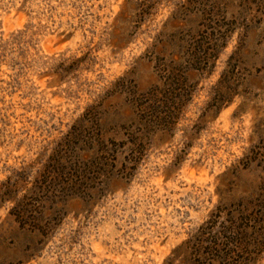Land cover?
<instances>
[{
    "label": "rangeland",
    "instance_id": "rangeland-1",
    "mask_svg": "<svg viewBox=\"0 0 264 264\" xmlns=\"http://www.w3.org/2000/svg\"><path fill=\"white\" fill-rule=\"evenodd\" d=\"M0 264H264V0H0Z\"/></svg>",
    "mask_w": 264,
    "mask_h": 264
},
{
    "label": "trees",
    "instance_id": "trees-1",
    "mask_svg": "<svg viewBox=\"0 0 264 264\" xmlns=\"http://www.w3.org/2000/svg\"><path fill=\"white\" fill-rule=\"evenodd\" d=\"M74 134H75L74 135L75 139H76V137L78 138V136L80 137V135H81L80 134V130H79V132L74 133ZM69 145H70L69 143H63L62 146L70 147ZM59 160H61V156L58 157V156L54 155V157L52 158L51 161L54 164L56 163V165L57 164L59 165V163H58ZM57 174H60V173L58 172ZM249 215L247 216L249 218L247 220H248V223H251V221H252L251 217L252 216L249 217ZM234 229H235L236 233H234L233 238H231L232 241L229 243L231 245V251L229 252V254L234 253L235 251H238V250H242V249H252V250H254L255 248H257L259 246L258 244H256L257 243L256 240L254 238H251V236H250L251 231H252L251 227H249L248 229L244 228V227H238V228H234ZM236 229L239 230V231L237 232Z\"/></svg>",
    "mask_w": 264,
    "mask_h": 264
}]
</instances>
